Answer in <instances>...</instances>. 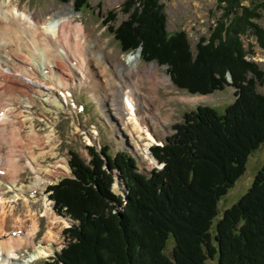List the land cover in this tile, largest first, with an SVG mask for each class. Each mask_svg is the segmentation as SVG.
<instances>
[{"label": "trees", "instance_id": "trees-1", "mask_svg": "<svg viewBox=\"0 0 264 264\" xmlns=\"http://www.w3.org/2000/svg\"><path fill=\"white\" fill-rule=\"evenodd\" d=\"M218 1L224 13L195 53L186 32L166 31L158 0H127L129 16L118 27L112 25L116 13L104 19L124 53L142 48L143 60L169 67L177 88L209 95L233 87L236 99L224 113L205 106L186 113L164 145L151 149L161 170L143 173L134 156H111L108 148L101 154L90 149L89 163L71 151L73 177L50 187V197L59 215L78 224L65 230L67 246L47 264H264V165L248 192L219 217L221 199L264 143V95L257 91L264 70L245 59L238 26L246 12L258 14L243 5L255 0ZM88 3L76 0L75 7ZM103 156L122 173L125 198L113 192Z\"/></svg>", "mask_w": 264, "mask_h": 264}, {"label": "rangeland", "instance_id": "rangeland-1", "mask_svg": "<svg viewBox=\"0 0 264 264\" xmlns=\"http://www.w3.org/2000/svg\"><path fill=\"white\" fill-rule=\"evenodd\" d=\"M5 1L8 2L9 8H15L20 12L28 14L30 18L35 17L40 20V22H44L41 24L42 28L46 26L47 21L58 17L56 13H59L62 7L67 9L68 12L66 11L65 14L72 17L74 25H83L85 28V37H88L87 42L89 43L87 49H90L92 53L94 52L91 60L93 62H89V66L86 68V73L88 74L85 79L89 80L90 76H93L92 81L96 84H94L92 89L88 83H83L81 85V76L79 77L75 74V72L65 76L63 85L64 83L65 87L70 85L69 89L74 97L73 102L76 104L78 102L85 103V111L81 114H78V112L73 113L72 111L66 109L68 107H65L64 100L59 97L60 93L58 92L57 93L59 95L57 93L56 95H58V97L62 100L64 106V110L62 111H58L56 109H51V111H49L48 108L45 109L40 102L35 104L32 111L28 108L25 109L24 107L19 108L23 105H26V107L28 106L25 100H23V97H21L23 101L17 103L16 109L13 111L14 113L10 112L8 114V119L10 120L9 127L3 126L0 121V139H6L4 133L7 129H9L8 131L11 133V137L9 139L10 141H4L3 147L0 146V155L2 156L0 162H3L0 168L6 164V161L8 157L11 156L12 149L14 150L15 146L17 149L21 147L18 145L22 144V147L25 148L24 150H26V147L29 146V143H31L32 147L34 146L33 141L31 140V142H29L28 139H30L31 131L35 129L34 131L40 139L46 140L49 144L52 143L56 146L57 156L52 157L50 153H48L47 156L41 157L38 162L41 166L53 167L56 166L62 159H67L69 162L71 150L77 151L80 156L90 162L93 157L86 147H94L97 144L98 149L101 147H107L108 153L111 156L116 155L119 151H125L129 154L135 155L138 159V167L140 171L148 173V171L154 168H161V165H158L157 161L152 157L150 148L154 146L155 143H157L156 145L162 146L166 139L174 134L173 125L182 122L186 113L195 110L198 106L212 107L219 113H224L225 109L236 99L235 89L233 87H226L222 91H216L207 96L199 94L191 95L187 91L181 90L173 84L168 71L169 67L167 65H160L154 60L147 62L140 58V62L136 68L132 69V75H128L127 70L130 69V66L127 65L128 62L126 58L130 54H125L122 51L115 35L109 31L108 25H105L104 23V19L108 17V13L110 12L117 14L116 21H113L112 23L115 27H118L122 22L127 20L129 15L125 13L123 8L124 3L127 0H89L88 5L82 7L81 10H78L75 7L76 1L62 3L58 0H0V6ZM158 1L159 4L163 6V12L167 17L166 31L170 35L180 31L186 32L193 53L196 52V46L201 38L210 37L213 29L217 25V22L221 19L224 13L223 5H220L218 0ZM243 5L252 10V12L258 14V16H253L251 13L246 12L243 20L238 19L239 28L242 30L244 29L242 41L246 51L245 59L256 63L260 69L264 70V0H255L253 3L244 2ZM71 7L72 10H70ZM232 18L234 19L233 15L231 18L229 17L227 21L230 23L229 19ZM244 21H246V23L250 22L249 28ZM7 28L8 31L6 30ZM71 35L72 38L70 41L72 40L73 42L75 41L76 35L75 33H72ZM7 36L10 41H13L18 37V39H16L18 40V43L24 44L26 42L29 49L25 52V54H29V57L33 50H54V48L50 46L48 38L44 35L29 34L26 30H22L20 27L8 25L5 20L0 18V39H5ZM9 49H13L14 51L15 47L11 46ZM138 50L139 49H137L133 54H139ZM14 52L16 54L20 53L18 51ZM91 54L88 53V55ZM22 58L23 60H21V62L16 60L14 63H20L25 67L28 62L25 56H22ZM3 60L4 62H8L6 61V58H3ZM151 65H155L156 67V70H153V78H160L162 80L169 78V80L167 79V82L163 84L159 80L153 81L150 79L148 76L150 74L144 73V70L150 68ZM4 68V70L7 71V68ZM0 69L2 70L3 68ZM120 70V74H122L123 77L125 76L127 80H129L128 78H132L134 81L140 82L139 86L142 87L143 95L138 94L136 98H139L143 103L145 101L146 103L149 102V105L141 103L137 110V114L139 120L151 129L154 139L156 138L157 142L147 140V136L144 133L137 131L134 128L135 126L133 125L132 120H129L130 116L127 115L124 108H122L123 106L121 107L122 109L118 108L113 102L112 93L115 92L119 83L123 84V80H121L118 76ZM28 75H24L26 79V81H24L29 83V85L31 84V86L33 85L34 88V85H38V81L33 80ZM50 75L56 76V74L53 73ZM108 75L111 76V78L114 77V80L111 81L109 77H107ZM228 76L231 77L229 73L227 74V79ZM155 84H157L158 87L156 89L154 87ZM49 85L51 84H46L45 86ZM126 85L127 84H125V86ZM19 87L21 86L19 85ZM149 88L151 89L150 91ZM20 89L26 90L25 88ZM93 90L98 93L93 92ZM257 91L264 95V85H257ZM147 92H152V94L149 95ZM119 99L121 100L120 97L117 98L118 101ZM0 105L4 106L1 110H5L8 113V96L6 97V90L4 89H0ZM22 111H26L24 117H22ZM149 111L152 113H147L148 115L144 116V113ZM157 111L160 112V116H163V119L167 118L169 121H166V119L164 123H160L155 119H152V114ZM28 118L32 120H28ZM13 123L15 126H13ZM98 126H100L99 136H95L96 139L94 138L95 140L93 141L91 139V134L96 133L95 129L98 130ZM15 129L17 131L19 130V135L17 136H21L20 138L22 139L20 142L18 141L19 144L15 141L19 139L17 137H13L15 133L14 131H16ZM48 137H50L51 141H49ZM89 140L91 141L90 143ZM148 143H150V145H148ZM49 144H45L47 148L42 147V150L37 149L39 146L36 147L35 150L37 155H39L41 151H50L51 145ZM28 152L29 149L25 152H21V155L18 156L21 168H25L21 171V178L18 182V186L20 188L24 187L25 190L30 189L37 177L32 168L30 169L28 166ZM263 165L264 143L258 150L249 156L244 175L240 177L234 187H232L221 199L219 203V217H221L224 210L232 207L243 195L248 192L253 184L256 174L259 170H261ZM114 174L112 190L117 195L121 196L122 189L124 190L125 188L123 187V182L119 180V176L117 175L120 173L116 170ZM70 177H72L71 169L68 175L61 177L56 183L53 182V184L48 185V187H46L43 191L39 190V193L37 194V202L34 201L33 204L30 203L32 206V213L29 212V204L22 198L21 200L14 201L15 196H17V192L11 191L8 193L9 191L5 183L0 186V191L4 192L3 197L6 199L5 207L9 216L6 223L8 224L9 234L11 231L16 232L20 229L27 233L31 229L33 221L39 223V228L33 236V239H31V243H28L27 245H24V247L18 249V255L15 254L14 258L19 257L20 260H25L38 245L47 248L50 243L46 239V236L51 231L50 229H53L52 231L53 235L55 234L56 243L48 250L53 251L54 254L60 253L61 249L67 245L69 240L65 237V229L77 224V222H74L72 219L67 217H61L57 215L54 210H51L49 215L58 219V223L55 226H51L49 224V220L47 219L46 211L49 208L53 209L54 206V202L50 200L51 192L49 187L60 183V181L65 178ZM116 181L120 182V186L122 188L120 189V192H118L116 186H114ZM29 195L31 194L28 193L27 196ZM37 195L32 196L37 197ZM47 204H49V206H47ZM216 222L217 220L214 221V229ZM20 226H22V228H20ZM172 242L173 240L171 239L167 249V254L170 257L172 256V244H170ZM53 253L51 254L52 256L50 255L48 257H39V255H37L40 259H37V261L33 264H46L51 260L50 258H54ZM30 255H32V253ZM30 255L26 261H17V263L29 264V259L31 258ZM210 264L215 263L210 262Z\"/></svg>", "mask_w": 264, "mask_h": 264}, {"label": "bare ground", "instance_id": "bare-ground-1", "mask_svg": "<svg viewBox=\"0 0 264 264\" xmlns=\"http://www.w3.org/2000/svg\"><path fill=\"white\" fill-rule=\"evenodd\" d=\"M70 10H72V7ZM66 11L67 9L62 7L59 13H56L58 17L56 19H51L47 21L46 26L42 28L41 24L44 22H40V20L36 19L35 17L30 18L28 14L24 12H20L19 10H16L15 8H9L8 2L5 1L0 6V18L5 20L8 23V25H12L14 27H20L22 30H26L29 34H32V35L34 34L44 35L46 38H48V42L50 46L54 48V50H49V49H44L41 51L38 49L35 51L33 50V52H31L30 57H29V54H25V52H27L29 49L27 43L26 42L24 44L18 43V40H16L18 39V37L15 38L13 41L8 40V36L5 39H0V56H1V50H3L4 55L7 56V59L12 62V66H15V69H16L14 73L12 72L5 73L0 69V89L6 90V97L8 96V106H9L8 113L5 110H1L2 113H1L0 121L3 124V126L9 127L10 120L8 119V114L10 112L14 113L13 111H15L17 103L23 100H25L26 104L29 106V107L27 106V108H32L34 104H36L37 102H40L42 103L43 107H45V109L48 108L49 111H51V109H56L58 111L64 110L62 100L59 98L60 96L58 97L59 94L56 92V89H57L56 83L62 84L64 77L58 75L57 73H56L57 77L50 75L52 74L50 70L51 67L57 66L58 68H62V70L66 74L70 75L72 74V68L75 66L72 65L73 66L72 67L69 64V60L71 59L72 56H76L78 60L77 66H78L79 72L82 74L84 79L86 78L88 74L86 73L87 72L86 68H88L87 66H89V62L90 63L93 62L91 60L93 58L94 52L92 53L90 49H87L89 43L87 42L88 37H85L86 32H85L84 26L83 25L75 26L72 17L65 14ZM6 30L8 31V28ZM72 33H75L76 35L75 41L73 42L72 40L70 41V39L72 38V35H71ZM11 46L15 47L14 51H18L20 53L16 54L13 51V49L9 50L7 48ZM5 48H7L8 50ZM88 53L90 54L92 53V54L88 55ZM36 55H38V57ZM22 56H25L26 60L29 61L27 63V66L25 67L22 66L20 63H14L16 60L18 61L21 59L23 60ZM140 58L141 56L139 54H133V53L130 54L126 58L128 62L127 65L130 66V69L127 70L128 75L130 76L132 75V69L136 68V66L140 62ZM155 68H156L155 65H151L150 68H147L146 70H144V73L150 74L148 76L153 81L159 80L163 84L167 82L166 80L167 79L169 80V78H166L164 80L160 78L159 79L153 78L154 77L153 70H156ZM48 70L50 71L47 72ZM22 71L28 72L32 76V78L37 80L38 82H40V80L43 79V80L49 81L47 84H51V85L45 86L41 83H38V85H34L35 87L33 88V85L31 86L27 82H24L22 80L20 76ZM120 73H121V70L119 71L118 76L121 78V80H123L122 83L124 85L119 83L115 92L112 93L113 102L118 108H121L123 106L122 108H124V110L126 111V114L130 116L129 120L130 119L132 120L133 125L135 126L134 128L137 131L144 133L147 136V140L151 142H157L156 138L154 139V135L151 129L148 128L147 125H144V123H142L139 120V117L137 114V110L139 106L141 105V103L142 104L146 103V101L143 103L140 101L139 98H136L138 94L143 95L142 87L139 86L140 82L134 81L132 78H128L129 80H127L125 76L123 77V75ZM107 77H109L111 81L114 80V77L111 78V76L109 75ZM92 79H93V76H90V79L86 80L87 83L90 84L89 86L91 89L93 88L94 84H96L95 82L92 81ZM125 84L127 85L125 86ZM19 85L21 87H19ZM64 86H65V83H64ZM154 87L155 89L158 88L157 84H155ZM20 88H25L26 90H21ZM150 88H149V91L151 90ZM93 92L95 91L93 90ZM56 93L58 95H56ZM95 93H98V92H95ZM147 93L149 95L152 94V92L151 93L147 92ZM21 97H23V100L21 99ZM116 97L117 98L120 97L121 100L119 99L118 101ZM146 105H149V102H147ZM147 113L149 114L152 112L150 111L145 112L144 116L148 115ZM162 117L160 116V112L158 111L152 114L151 116L152 119H155L156 121L160 123H164V121L167 118L163 119ZM28 120H32V119L28 118ZM166 121H169V119H167ZM13 126H15L14 123H13ZM8 130L9 129H7L4 133L6 136V139H2V138L0 139L1 147H3L4 141L8 142V140L11 137L10 136L11 133ZM34 130L35 129L31 131L30 139H28L29 142H31V140L33 141L34 146L32 147L31 143H29V146L26 147V150H24L25 148L22 147V144L18 145L19 144L18 141L20 142L22 140L20 138L21 136H17L19 135V130L14 131L15 133L13 137H17L19 139L15 141L18 143L17 145L21 147L16 149L15 148L16 146H15L14 150L12 149L11 156L8 157L6 164L3 165L2 168H0V186L3 183H5L9 191L8 193H10L11 191L17 192V196H15L14 201L21 200L22 198L24 201H26L29 204L28 208H29V212L31 213H32V208H31L32 206L30 203L33 204L34 201L37 202V198H38L37 194L39 193V190L43 191L46 187H48V185L53 184V182L56 183L57 181H59L61 177L66 176L70 173L69 162L67 159L60 160L57 163V165L53 167L41 166L38 163L39 159L41 157L47 156L48 153H50L52 157L57 156V153H56V146L52 143L49 144V142H47L46 140L40 139V137L36 134ZM8 133H9V137H8ZM48 138H49V141H51L50 137ZM12 144H13V139H12ZM45 144L51 145L50 151L48 150L47 152L41 151V153L37 155V152L35 150L36 147L39 146L37 149L42 150V147L43 148L46 147ZM25 145H28V144H25ZM148 145H150V143H148ZM28 149H29V152L27 155L28 160H29L28 166L30 167V169L32 168V170L36 173L37 177H36V181L34 182V184H32L30 189L25 190L24 187L20 188L18 186V182L21 178V171L25 169V168L23 169L21 168L19 164L18 156L21 155V152H25ZM146 155H149V154H146ZM1 158L2 156L0 155V159ZM2 164L3 162H0V167L2 166ZM114 186H116L118 192L121 191L120 189L122 188L120 186L119 181H116V184ZM123 187H124V184H123ZM3 193L4 192L0 191V240H1L0 241V262H1L0 264H19L17 263V261L19 262L26 261L31 253L32 255H30L31 258L29 259L30 263L31 261L33 262L37 259H40L39 257L50 256L53 253V251L48 250V249H51L52 245L56 243L55 241L56 237L54 236L55 234L53 235V231H52L53 229H50L51 231L46 236V239L50 243V245L47 246V248L41 247L40 245H38L35 247V250H33V252H31L25 260H20V258H17V257L14 258V255L17 254V252L19 251L18 249L24 247V245H27L28 243H31V239H33V236L35 235L37 229L39 228V223H37L36 221H33L32 227L28 232L26 231L27 233H25L24 230L20 229L16 232L11 231V233L9 234L8 224L6 223L9 216H8V212L6 211V207H5L6 199L3 197ZM28 193L31 195L27 196ZM123 193H124V190L122 189L121 194ZM32 195H37V197H33ZM8 206H9V203H8ZM47 206H49V204H47ZM51 210L53 209L49 208L46 211L47 219L49 220V224L51 226H55L58 223L57 222L58 219L53 218L49 215ZM20 228H22V226H20ZM37 255H39V257Z\"/></svg>", "mask_w": 264, "mask_h": 264}, {"label": "water", "instance_id": "water-1", "mask_svg": "<svg viewBox=\"0 0 264 264\" xmlns=\"http://www.w3.org/2000/svg\"><path fill=\"white\" fill-rule=\"evenodd\" d=\"M140 52H141V48L138 50V53H139V54H140ZM228 81L231 82V77H230V76H228ZM106 161H107L106 168H107L108 172L111 173L112 170H111L110 167H109L108 160L106 159ZM118 176H119L120 180L124 183L125 181H124V178H123L122 174H118ZM126 190H127V187H125V190H124L123 196H126V195H127Z\"/></svg>", "mask_w": 264, "mask_h": 264}]
</instances>
